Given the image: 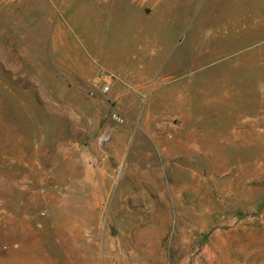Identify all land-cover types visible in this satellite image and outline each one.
Segmentation results:
<instances>
[{"label":"rangeland","instance_id":"374dc122","mask_svg":"<svg viewBox=\"0 0 264 264\" xmlns=\"http://www.w3.org/2000/svg\"><path fill=\"white\" fill-rule=\"evenodd\" d=\"M0 264H264V0H0Z\"/></svg>","mask_w":264,"mask_h":264},{"label":"built area","instance_id":"2783aa9c","mask_svg":"<svg viewBox=\"0 0 264 264\" xmlns=\"http://www.w3.org/2000/svg\"><path fill=\"white\" fill-rule=\"evenodd\" d=\"M105 90H108V87H106ZM112 117L114 120H116L118 122L122 121L121 115L118 114L117 112H113ZM110 139H111V135L108 132H102L98 137V141L100 144L108 143L110 141Z\"/></svg>","mask_w":264,"mask_h":264}]
</instances>
